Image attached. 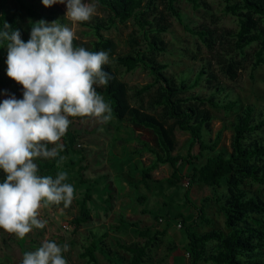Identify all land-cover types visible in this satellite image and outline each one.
Segmentation results:
<instances>
[{"label":"trees","instance_id":"16d2710c","mask_svg":"<svg viewBox=\"0 0 264 264\" xmlns=\"http://www.w3.org/2000/svg\"><path fill=\"white\" fill-rule=\"evenodd\" d=\"M188 1L195 10L201 7L209 10L203 1ZM221 1L223 12L235 18L237 29L224 31L218 35L222 40L221 44L226 43L228 48L221 52H213V60L221 73L227 79L234 81L239 69V63L235 60L236 55L247 56L246 51L253 48L251 71L264 65V0ZM18 2L30 19L35 18L40 21L54 18L53 11L45 13L44 8L37 6L38 0H30L27 5L19 0ZM98 2L103 9V16L93 17L88 24L94 40L88 43L74 40V45L83 46L90 51H108L112 58L116 55L117 45L112 39L105 37L103 32L130 25L131 32L124 41L128 51L123 56H117L115 60L129 72L140 69L152 78L148 84L128 88L112 71L109 64L103 66L111 73L112 78L107 85L98 87L97 91L110 104L111 115L119 121L130 124V137H133L135 132L148 134L146 141L139 140L142 148L129 151L124 160L117 159L115 164L119 169L123 164L128 165L130 172L139 174L138 183L145 187H149V182L152 180L150 173L158 164H169L173 169V177L177 178L181 175L179 168L185 162L190 165L187 176L189 187L195 182H200L216 193V190L224 185L225 193L218 197L215 195V200L220 203L226 232L212 229L198 234L194 231L196 220L204 224L210 222L205 218L204 211V205L209 199L203 201L196 215L184 216L180 212L172 213L168 209H161L151 214L154 219L180 220L185 234L182 250L188 264L199 262L264 264V198L260 197L261 194L249 195L241 187L245 182L255 184L261 188L264 196V110L256 111L251 105L244 106L233 122L230 152H215L220 132L213 140L205 139L212 119L205 106L209 104L214 108L230 112L237 102L228 100L227 94L223 99L215 97L225 92V89L218 85L207 97H200L191 92V89L202 81L211 84L215 80V76L207 72V63L200 67L191 83L185 78L175 80L165 74L166 65L159 63L157 59L166 50L162 34L170 25L157 13L158 4L162 3L164 10L183 25L184 30L197 36L211 52L214 50L216 38L213 30L205 26L191 29L185 25L183 15L176 5L177 0H98ZM37 21L30 22V31ZM5 22L11 25L12 29H19L15 16L10 15L5 6L0 4V28ZM6 44L7 41L0 44L5 59ZM0 85L17 94L15 80L11 77L5 78L2 75ZM175 129L188 133L191 138L186 154L182 156L171 154L175 142ZM61 139L64 147L58 157L40 158L36 161L40 175L55 177L64 157H69L74 151H83L78 146L76 134L70 130H67ZM194 146L197 147V153L192 155L190 152ZM142 152L150 153L153 159L148 166L138 167L137 162H132V158L134 155H141ZM60 157L63 159L61 160ZM64 165L70 167L74 165L71 157ZM0 173L4 179L5 174L2 171ZM167 182L172 185L169 179ZM184 196L185 202L191 204L188 190ZM86 197L80 204L79 215L72 221L75 228L90 218L86 209V200L90 199V196ZM144 200L138 197L139 202L142 203ZM164 206L168 207V204ZM119 223L120 226H124L122 222ZM128 226L133 228L144 242L143 244L116 242L118 248L129 255L127 264H160L164 257L177 249L172 240L164 241V230L140 229L135 223H129ZM106 237L107 232L93 235V239L83 248L80 256L87 261V264H97V253L110 264H123V259L116 252H112L104 242ZM162 245L165 254L155 263L153 253Z\"/></svg>","mask_w":264,"mask_h":264},{"label":"rangeland","instance_id":"374dc122","mask_svg":"<svg viewBox=\"0 0 264 264\" xmlns=\"http://www.w3.org/2000/svg\"><path fill=\"white\" fill-rule=\"evenodd\" d=\"M19 1L25 5L30 2V0ZM199 1L206 3L209 10L204 7L195 10L188 0H177L176 5L183 15L184 24L189 28L205 26L213 30V34L216 36L214 50L211 52L197 36L184 30L183 25L171 17L164 10L163 4L159 3L157 13L162 15L170 26L162 34L166 50L158 57L157 61L166 65L164 72L168 77L175 80L185 78L188 83L193 81L200 67L207 63V72L212 73L215 80L211 84L202 81L201 84L193 87L191 92L200 97H207L218 85L222 86L225 92L215 95V97L223 99L227 94L228 100L237 102L235 108L230 112L214 108L209 104L205 106L212 117L205 139L213 140L215 135L220 132L215 152L229 153L233 122L240 110L246 105L253 106L256 111L264 110V65L251 71L253 48H250L246 51L247 56L239 54L235 56V60L239 63L237 78L234 81L227 79L219 67L214 64L213 52H221L228 48L226 43L221 44L222 40L218 35L224 31L236 30L237 22L234 17L223 12L221 0ZM2 4L10 15L15 16L18 28L22 32V39L27 41L30 34L29 24L37 19H30L25 9L20 7L18 0H2ZM37 4L44 8L45 13L53 11L54 18H46V21H57L73 27L77 36L75 40L78 42L88 43L94 40L88 24L93 17L103 16V9L99 2L97 10L90 20L76 23L65 16L66 6L64 4L45 7L41 0H38ZM130 32V25L119 26L117 29L103 32L105 37L112 39L117 45L116 55L110 58L109 66L128 88L148 84L152 81L147 72L140 69L129 72L115 60L117 56L127 53L124 41ZM5 60V57L1 58L0 74L8 78ZM15 86L17 94L9 90L7 95L15 94L21 98L23 86L16 81ZM129 95H131L130 92ZM69 119L71 124L68 130L76 134L78 146L83 151H74L69 157H64L59 171L68 173L67 182L73 184L75 188L74 199L67 206L63 202L42 206L39 209V216L47 220L48 223L43 229L34 227L24 238H19L13 233L0 229V264H21L24 253L36 250L45 239L54 240L61 246L65 243L69 245L68 251L63 253L68 264H87V261L80 256L83 248L93 239V235L96 236L104 232H107L104 242L108 248L123 259V264H127L129 255L120 250L116 242H137L139 244L144 242V239L139 238L136 231L128 226L129 223H135L140 229L164 230V241L169 239L176 244L177 249L169 256L164 257L160 264H188L182 250L185 234L180 220L154 219L151 213L168 209L172 213L180 212L184 216L196 215L197 209L201 207L205 199H209L204 205L205 218L210 222L204 224L196 220L194 231L198 234L212 229L226 232L220 203L215 200V195L218 197L225 193L224 185L217 189L216 193L212 188L200 182H195L189 187L187 176L190 172V165L185 162L180 166L181 175L177 178L173 177V169L169 164H158L157 168L150 173L152 180L149 182V187H145L138 183L140 180L138 173L130 172L128 165L124 164L119 169L115 161L117 159L122 161L129 151L142 148V143L139 140L146 141L147 133L135 132L133 137H130V124L126 121H119L112 115L107 122H102L92 116L69 117ZM174 140L172 156L185 155L191 141L190 135L175 129ZM190 153L195 155L197 147H192ZM70 157L74 162L71 167L64 165ZM152 159L153 156L150 153L142 152L139 156L134 155L132 162H137L138 167H144L148 166ZM202 161L203 159L200 160V162ZM168 179L172 181V185L168 184ZM0 180H2V173H0ZM241 187L249 195L261 194L260 197L264 198L261 188L255 184L245 182ZM186 190H188L191 204L185 202ZM87 195L90 196V199L86 200V209L90 218L75 228L72 221L79 215L80 204L87 198ZM138 197L144 198V202H139ZM164 204H168V207H165ZM143 210L146 212L143 213ZM119 222H122L124 226H120ZM164 254V245H162L153 253L154 262L160 260ZM96 259L97 264H110L99 253L96 254ZM198 264L211 263L199 262Z\"/></svg>","mask_w":264,"mask_h":264},{"label":"clouds","instance_id":"9594fccd","mask_svg":"<svg viewBox=\"0 0 264 264\" xmlns=\"http://www.w3.org/2000/svg\"><path fill=\"white\" fill-rule=\"evenodd\" d=\"M45 7L66 6L74 23L90 20L98 0H41ZM73 27L57 21L35 22L27 41L7 22L0 28V44L7 41L6 75L23 86L22 97L0 101V229L24 238L33 228H45L39 209L49 203H72L74 185L68 173L40 175L37 160L59 156L69 117L111 119L112 108L97 88L107 85L111 73L109 52L75 46ZM6 94V90H5ZM51 145V146H50ZM62 160L63 157H60ZM68 244L45 239L25 252L21 264H68Z\"/></svg>","mask_w":264,"mask_h":264},{"label":"crops","instance_id":"0c3cea01","mask_svg":"<svg viewBox=\"0 0 264 264\" xmlns=\"http://www.w3.org/2000/svg\"><path fill=\"white\" fill-rule=\"evenodd\" d=\"M0 4H2V0H0ZM1 55H2V52H1ZM2 57H5V55H2ZM1 57V58H2ZM0 78H2V75L0 74ZM5 90H6V94H5ZM9 92V90H7L4 86L2 87L1 85H0V96H1V101L3 100V99H6L7 97H8V95L7 94H9L8 93Z\"/></svg>","mask_w":264,"mask_h":264},{"label":"built area","instance_id":"2783aa9c","mask_svg":"<svg viewBox=\"0 0 264 264\" xmlns=\"http://www.w3.org/2000/svg\"><path fill=\"white\" fill-rule=\"evenodd\" d=\"M2 57V55H1V50H0V58ZM0 101H1V96H0Z\"/></svg>","mask_w":264,"mask_h":264}]
</instances>
